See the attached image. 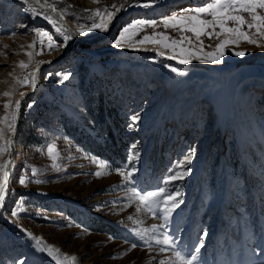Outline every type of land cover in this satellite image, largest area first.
Here are the masks:
<instances>
[{"label": "rangeland", "instance_id": "obj_1", "mask_svg": "<svg viewBox=\"0 0 264 264\" xmlns=\"http://www.w3.org/2000/svg\"><path fill=\"white\" fill-rule=\"evenodd\" d=\"M124 2L47 0L45 5H54L76 26L88 27L102 14L116 12L112 5L119 8ZM207 2L156 0L151 7L129 6L118 29L102 45L74 40L54 61L58 49L45 47L41 52L40 42L47 45V37L34 31L42 29L61 42L53 26L45 22L46 14L33 16L25 11V7L33 8L32 3L10 7L8 13L0 6V128H7L16 117L15 133L0 137V145L12 141V147L0 154V163L12 162L9 195L0 215V264H17L22 258L25 264H56L31 246L21 227L59 249L61 259L76 257L65 264H182L174 251L160 253L161 245L138 244L119 255L135 242L125 226L150 228L162 220L143 209L138 212L137 203L122 199L127 190L114 188L122 183L114 169L123 168L130 152H138L139 172L133 179L139 190L155 191L189 149H195L191 175L167 185L169 192L179 187L183 201L172 212L168 229L170 236H177L175 250L186 254L206 230L200 252L204 264H260L264 260L260 251L264 249V36L245 26L243 30L258 44L241 38L228 45L222 65L203 60L177 65L167 59L173 54L170 49L136 43L144 35L181 38L173 36L181 32L178 28L168 27V35L159 32L161 26L166 27L163 19L184 15L182 9ZM243 15L251 19L250 13ZM139 20H156L157 24L137 25L136 35L124 41L131 47H116L120 31ZM182 35L193 36L191 32ZM226 38L227 34L214 36L204 51H214ZM141 47L148 50H134ZM154 49L165 56H158ZM234 51L247 54L238 57ZM170 64L184 74L170 71ZM69 72L68 81L57 83ZM32 77L37 80L34 91L31 83L24 84ZM16 101L21 102L18 110ZM133 114L140 120L138 126L129 128ZM93 157L106 166L101 168ZM33 167L37 169L34 178ZM25 168L27 172H22ZM96 171L103 174L97 177ZM22 174L29 178L26 186L18 182ZM21 197L25 211L13 218L11 209Z\"/></svg>", "mask_w": 264, "mask_h": 264}, {"label": "snow or ice", "instance_id": "obj_2", "mask_svg": "<svg viewBox=\"0 0 264 264\" xmlns=\"http://www.w3.org/2000/svg\"><path fill=\"white\" fill-rule=\"evenodd\" d=\"M19 2L25 6L29 5V0H19ZM155 2L156 0H142V2L138 3L137 0H131V3H128V0H126L128 6L140 7H151L155 4ZM36 3L39 4V0H36ZM45 4H47V0H45ZM48 7L52 11H55L54 5L48 4ZM112 8H114L116 12L121 10L120 8H116L115 5H112ZM24 10L31 11L33 16L43 15V11L37 13L35 9H29L28 7H25ZM258 10H264V0H209L205 6L182 9L181 12L186 13L184 15L172 14L163 19V23L166 27L178 28L182 33L191 32L193 36H182L179 39L172 40L168 36H164L163 39L159 38L162 34L144 35L143 38L139 41H136V43L140 45L153 43L162 45L166 49H170L173 54L168 56L167 59L177 61V65H188L192 62V60H203L205 63L222 65L225 63V49L228 45L237 44L241 38L247 40V42L251 44H258L256 39H252L248 32L243 30L245 26L248 30L255 28L258 35L264 36V15H261ZM85 11L90 10L86 9ZM100 12V9L96 10L97 17H100ZM244 13H250L251 19L247 20L243 15ZM107 15L109 18H111L114 13L108 12ZM205 16H210L211 19L203 18ZM44 18L53 24L55 31L58 34L57 39L60 40L61 43H57L51 34L43 32L42 29L37 28L34 31L36 33H42L45 37H47L48 41L47 45H45L43 41L40 42L41 52L45 49V47L48 51L67 48L68 42L72 41L76 35L86 36L88 33H91L94 30L107 29V23L101 19L100 23L93 21L91 27H84L82 25L79 33H72L70 29H62L61 27L57 26V22L52 20L50 16H45ZM230 22L232 26H229ZM156 24V20H139L129 24L120 31L118 38H115V46L119 48L131 47V44H127L124 41L126 36L130 40L132 36L136 35L134 29L137 25L148 27L155 26ZM21 27L27 28L26 25H22ZM217 28L220 30L219 33L216 32ZM209 29H211V31H209ZM220 34H227L229 38H226L217 44L214 51H204L203 47L200 46L203 43L201 37L207 36L209 39H212L214 36L218 37ZM13 35H15V33H13ZM186 42L188 46H185ZM134 50L147 51L148 49L141 47ZM153 51H155L160 57L165 56V52L159 51V49H154ZM232 54L238 57H243L247 53L246 51H234ZM151 59L155 60L156 56L151 57ZM47 63H51V61H47ZM21 64L23 65V62H21ZM177 65L170 64L167 65V67H169L170 71L178 75H183V70ZM51 75V73L46 74L45 78H48ZM71 76V72L64 74L58 79L57 83L64 84L71 78ZM28 83H31L33 89L35 90L37 84L36 78L32 77L30 81L25 79L24 84L27 85ZM4 95L7 96L9 93L6 92ZM21 95H26V93H22ZM20 103V101H16L17 110L20 107ZM9 104L10 102L5 104L6 109L9 107ZM28 107H32V104H29ZM4 119H7V115ZM15 119L16 117L13 116L12 120L8 122L7 128H0V137L5 136L9 131L15 133L16 129L13 127V121H15ZM139 120L140 117L138 114L131 115L129 117V128H135L138 126ZM10 147H12V141H5L4 144L0 145V154ZM131 147L134 149L135 145ZM47 150L49 153L53 151L51 147H49ZM194 155L195 149H189L186 151V153H184L181 159L176 163L175 167L170 171L169 175L161 181L163 186L158 187L155 191L139 190L136 180L133 179V177L139 172L138 152H130L126 157V162L123 168L114 169L122 177V183L120 185L114 186V188L123 187L127 190V195L122 199L128 204L137 203L138 212L143 209L150 215L158 217L162 220V223L158 225L154 224L150 228L132 227L129 229L127 226H125L124 230L130 233L135 242H133L131 247L125 252L119 253L120 256L126 255L127 252L135 249L138 244L141 247L149 248L152 245H161L159 249L160 253H165L170 250L174 251L176 259L181 261L182 264H204V261L200 256V252L204 247V239L208 236V232L206 230L201 231V234L197 238L196 244L191 249H189L186 254L182 253V251L175 250L177 248V236H170L168 234V229L171 226V214L183 201L179 199V197L182 195L179 187H177L174 192H169L167 191V185L176 184L177 181H183L186 177L191 175L192 169L190 165L193 161ZM93 160L101 168L106 166L101 164V162L95 157H93ZM27 170L28 169L25 168L22 170V172H27ZM11 171L12 162L10 160L0 163V173L3 175V180L0 182V215H4L2 210L5 207L6 199L9 195L8 183ZM31 172L32 177L34 178L37 169L33 167ZM102 174L103 173L101 171H96L94 173V175L97 177H100ZM28 180L29 178L22 174L18 182L20 185L26 186ZM35 182L41 183L42 181L37 180ZM11 192L14 193L15 189H12ZM22 205L23 198L21 197L16 202V205L11 209V215L13 218L18 217L21 211H25ZM131 219L132 217H129V220ZM12 223L15 224V219L12 220ZM119 223L123 224L122 221ZM20 230L27 237H29L31 246L36 251L40 253H46L50 258L56 261V264H65V261L76 260V257L74 256L71 258L64 256L61 259V253L59 249L51 245H46L42 238L34 236L30 231L23 229L22 227ZM112 239H115V237L109 236V240ZM260 251L264 252V249H261ZM149 254L151 255V253ZM17 264H25V259H20L17 261ZM155 264H165V262L156 261ZM260 264H264V260H261Z\"/></svg>", "mask_w": 264, "mask_h": 264}, {"label": "bare ground", "instance_id": "obj_3", "mask_svg": "<svg viewBox=\"0 0 264 264\" xmlns=\"http://www.w3.org/2000/svg\"><path fill=\"white\" fill-rule=\"evenodd\" d=\"M137 2L138 3L142 2V0H137ZM29 3H32V5H33L32 9H35V11L37 13L43 11V13H45L46 16H50L52 20L56 21L57 26L61 27L62 29L63 28L70 29L72 33H79V31L81 30L80 26H76V24L73 21L69 20L67 17H65L58 10L52 11L48 6H46L43 3L42 0H39V4L36 3V0H29ZM128 3H131V2H128ZM128 3L121 4L119 7L121 10L118 12H113L114 15L111 18L108 17V15H107L108 12H107V13L102 14L100 18L95 20L96 23H100L101 19H103L107 23V31L105 33H103L104 29H97V30L92 31L91 33H88L86 36L76 35L72 41H74V40H81L84 42L99 41V43H97V44L102 45L104 42L103 40L105 38H107L108 36H110L115 30H117L119 27V24L122 23L123 16L126 12V9L129 7ZM0 4H1L0 6L3 8V12H5V13L9 12L10 7H13L15 5H17V6L23 5L21 2H19V0H0ZM24 6L25 5H23V7ZM45 22L50 23L49 20H46V19H45ZM50 24L53 26L52 23H50ZM117 25H118V27H117ZM88 27H91V24ZM53 28L55 30L54 26H53ZM100 33H102V34L100 37L98 36L99 38H97V37L94 38V35L100 34ZM65 34H67V33H65ZM72 41L68 42L67 48L58 49L57 53L55 54V56L53 57L52 60L54 61V60L60 58L61 56H63L65 54V52L67 51V49L69 48ZM210 45H211V39H210ZM101 48H103V46ZM36 86H37V84H36ZM33 91H34V89H33Z\"/></svg>", "mask_w": 264, "mask_h": 264}, {"label": "built area", "instance_id": "obj_4", "mask_svg": "<svg viewBox=\"0 0 264 264\" xmlns=\"http://www.w3.org/2000/svg\"><path fill=\"white\" fill-rule=\"evenodd\" d=\"M124 3H125V2H124ZM260 14H261V15H264V10H261V11H260ZM205 18H207V16H206ZM160 28H161V30H159L160 33H164V32H165L164 34H167V35H168V34H170V32H171V31H170L171 29H169L168 27L161 26ZM140 29H141V28H138V30H140ZM163 31H164V32H163ZM177 31H178V30H177ZM209 31H211V30H209ZM173 32H174V30H173ZM178 32H179V31H178ZM180 33H181V32H179V33L176 34V33L174 32L173 36H183L182 33H181V34H180ZM205 37H206V36H202V37H201V40L203 41V43H202L203 48L207 49V48L210 47V39H209L208 37H206V38H205Z\"/></svg>", "mask_w": 264, "mask_h": 264}, {"label": "water", "instance_id": "obj_5", "mask_svg": "<svg viewBox=\"0 0 264 264\" xmlns=\"http://www.w3.org/2000/svg\"><path fill=\"white\" fill-rule=\"evenodd\" d=\"M129 2H131V0H130ZM125 3H126V2H125ZM125 3H124V4H125Z\"/></svg>", "mask_w": 264, "mask_h": 264}]
</instances>
